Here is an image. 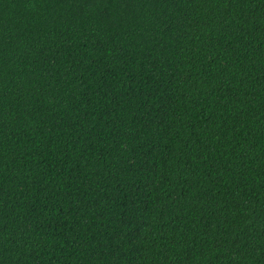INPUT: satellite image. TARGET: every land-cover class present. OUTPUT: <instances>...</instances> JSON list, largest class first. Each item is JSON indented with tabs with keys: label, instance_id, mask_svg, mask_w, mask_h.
I'll return each instance as SVG.
<instances>
[{
	"label": "trees",
	"instance_id": "trees-1",
	"mask_svg": "<svg viewBox=\"0 0 264 264\" xmlns=\"http://www.w3.org/2000/svg\"><path fill=\"white\" fill-rule=\"evenodd\" d=\"M0 264H264V0H0Z\"/></svg>",
	"mask_w": 264,
	"mask_h": 264
}]
</instances>
